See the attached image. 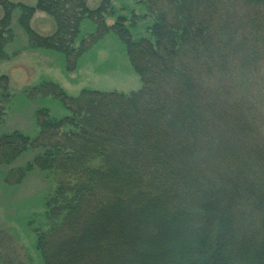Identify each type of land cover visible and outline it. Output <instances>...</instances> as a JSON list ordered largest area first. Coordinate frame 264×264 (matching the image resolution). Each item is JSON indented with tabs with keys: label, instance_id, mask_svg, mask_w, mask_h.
Here are the masks:
<instances>
[{
	"label": "trees",
	"instance_id": "obj_1",
	"mask_svg": "<svg viewBox=\"0 0 264 264\" xmlns=\"http://www.w3.org/2000/svg\"><path fill=\"white\" fill-rule=\"evenodd\" d=\"M136 1L147 36L124 17L107 27L81 0H38L56 22L42 37L34 8L0 0V57L17 9L34 46L73 71L93 45L74 46L80 25L98 19L93 40L119 36L143 83L77 97L42 84L70 114L41 109L37 138L0 137L2 160L40 149L28 169L56 179L37 248L45 264H264V0ZM0 264H25L2 229Z\"/></svg>",
	"mask_w": 264,
	"mask_h": 264
},
{
	"label": "rangeland",
	"instance_id": "obj_2",
	"mask_svg": "<svg viewBox=\"0 0 264 264\" xmlns=\"http://www.w3.org/2000/svg\"><path fill=\"white\" fill-rule=\"evenodd\" d=\"M8 1L34 8L28 25L37 35L51 37L55 34L56 22L52 15L37 7L38 0ZM81 1L92 11L102 7L103 13L96 16L107 27L124 17L134 37L147 36L152 18L144 4L136 0H110L106 4L104 0ZM5 14L0 7V19ZM22 15L26 16L17 9L13 11L7 28L11 34L4 36L6 41L0 57V137L19 132L31 139L37 138L40 132L37 112L41 109L48 110L54 118L70 114L54 96L35 91L42 84H56L72 97L83 90L129 95L143 87L119 36L109 31L98 41L91 37L99 28L98 19L82 21L74 46L79 47L82 39L93 45L79 57L75 70L69 71L63 53L34 46L27 28L18 23ZM39 153L40 149H30L15 159L4 161L0 158V229L13 237L25 264H45L37 248L35 231L37 227L44 228L46 199L56 187L54 177L38 167L28 169V164Z\"/></svg>",
	"mask_w": 264,
	"mask_h": 264
}]
</instances>
